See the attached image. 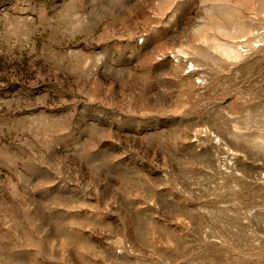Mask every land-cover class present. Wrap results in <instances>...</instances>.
<instances>
[{
    "label": "rangeland",
    "instance_id": "1",
    "mask_svg": "<svg viewBox=\"0 0 264 264\" xmlns=\"http://www.w3.org/2000/svg\"><path fill=\"white\" fill-rule=\"evenodd\" d=\"M0 264H264V0H0Z\"/></svg>",
    "mask_w": 264,
    "mask_h": 264
}]
</instances>
